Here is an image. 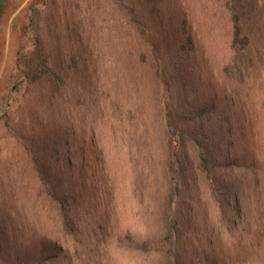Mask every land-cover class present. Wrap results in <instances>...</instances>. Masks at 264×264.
Returning <instances> with one entry per match:
<instances>
[{"label":"rangeland","instance_id":"374dc122","mask_svg":"<svg viewBox=\"0 0 264 264\" xmlns=\"http://www.w3.org/2000/svg\"><path fill=\"white\" fill-rule=\"evenodd\" d=\"M3 1L0 264H264V0ZM234 15L241 73L223 69ZM157 36L196 45L192 70L159 88ZM177 86L214 104L203 125L223 140L211 144L216 188L180 190L171 237L157 206L165 107L190 102ZM170 115L168 127L183 117Z\"/></svg>","mask_w":264,"mask_h":264},{"label":"trees","instance_id":"16d2710c","mask_svg":"<svg viewBox=\"0 0 264 264\" xmlns=\"http://www.w3.org/2000/svg\"><path fill=\"white\" fill-rule=\"evenodd\" d=\"M3 3L4 1L0 0V10ZM232 20L234 23L233 40L230 44V49L233 52L232 59L227 61V63H224L223 69L227 70L229 68L234 70L236 73H241L239 64L244 62L246 49L242 46L244 38L239 37L240 27L237 24L238 15H234ZM149 35L150 30L147 25L142 24L139 35V38L141 39V41H139V47L142 51L139 50V47L135 51V53H139L138 55H140L142 60L143 57H145L144 50L148 49V46L145 44V39ZM156 40L158 41V44L153 43L155 45V49H152L153 51H151L149 57V60L153 58L149 64L150 72L153 73L151 75L157 83V88H159V86L161 87L162 83L168 86L173 85L174 82L170 80L169 73L171 74V72H176L181 67L185 68V72H187L188 69L192 70V67L188 66V63H192V61H194L190 58L195 55L196 45L190 36L189 38L186 37L184 41H179L176 38H174V41H170V37L168 36H157ZM141 44L143 46H140ZM172 50L174 51L170 52ZM184 50H186V52ZM182 51L184 53H182ZM30 62L31 60L29 59L27 62V65H29L28 68L30 67ZM185 91L186 89L182 91L179 89V86H177V96L182 95L186 101L190 102H187V104L179 102L178 106H175V109L173 106L166 105L165 107L167 111L164 121L166 125V148L164 149L165 159L163 164L165 170L166 191L161 192L164 199L161 200V198H159V205L157 207L160 210V217H162L163 221L161 230L163 233H167V231H169V235L171 237H175L177 230V225L174 221L172 224L168 222V220H171V215L175 210V197L180 194V190L181 192L186 191L191 182L194 183L201 181L205 184V188L207 190H209V187L213 188V185L215 186V182L217 180L215 172L218 166L217 161L220 156L214 154V148L213 146L211 147V144L213 142H218V144H220L219 141L223 140V134L219 130H211L209 128H205L203 125L204 120L207 119L206 115L213 107H215L214 104H202V102H197L196 100L193 102L191 101L193 100L191 97V91H188L187 93H185ZM160 98L159 100L161 101ZM163 104H167V102L165 101ZM170 112L171 114H176L178 118L179 116L183 117L181 120H175L171 123V126L168 127V123L171 122L172 119ZM215 113H217V111H215ZM128 114H130V112H128ZM229 127H232L231 123ZM187 149L191 151L195 158L194 166L191 167V162H189V158L186 153ZM212 193H214V191H212ZM60 219L63 221L65 220L63 213L60 215ZM131 241L132 240L129 239V237L125 236V243ZM118 242H122L121 238H118ZM133 245L144 252L149 250L148 243L146 241L139 243L136 242Z\"/></svg>","mask_w":264,"mask_h":264}]
</instances>
